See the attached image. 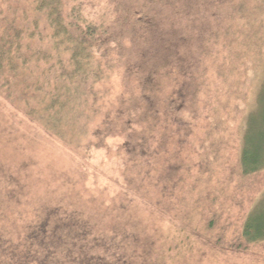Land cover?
<instances>
[{
  "label": "rangeland",
  "instance_id": "374dc122",
  "mask_svg": "<svg viewBox=\"0 0 264 264\" xmlns=\"http://www.w3.org/2000/svg\"><path fill=\"white\" fill-rule=\"evenodd\" d=\"M202 1L192 4L191 16L178 18L179 31L188 24L189 32L214 35L209 25L221 27L228 13L243 16L254 34L242 38L234 21L221 28L229 46L199 52L200 79L191 84L159 76L155 85L147 82L152 90L109 62L100 81L92 76L84 81L88 87L68 84L47 97L49 87L64 83L59 76L68 77L60 64H37L36 56L5 86L0 82V166L26 176L32 204L60 199L85 212L104 215L110 207L144 221L161 214L139 228L165 234L181 222L176 242L186 258L197 244L235 243L232 233L241 234L252 211L264 219V0H226L223 14H214L218 2L201 7ZM176 87L187 93L176 94ZM123 182L139 188L130 191ZM210 219L211 229L204 222ZM241 245L206 264H264V242ZM179 257L175 252L171 259Z\"/></svg>",
  "mask_w": 264,
  "mask_h": 264
},
{
  "label": "trees",
  "instance_id": "16d2710c",
  "mask_svg": "<svg viewBox=\"0 0 264 264\" xmlns=\"http://www.w3.org/2000/svg\"><path fill=\"white\" fill-rule=\"evenodd\" d=\"M195 1L0 0V82L5 86L11 73L18 75L20 66L36 56L37 64L49 59L60 64L62 74L68 77L67 81L60 74L58 78L64 83L55 89L49 87L47 97L54 96V90L70 89L68 84L72 88L76 83L77 87L87 86L84 81L92 76L100 81L104 72L109 71V62L125 73L130 72L129 79L136 75L140 84L152 90L153 81L159 76L162 80L173 77L166 80L168 84L176 79L191 84L200 79L203 60L199 52L219 50L217 43L221 48L229 46L224 41L228 34L223 28L234 21L245 33L242 38L248 40L254 34L248 32L243 16L230 18L226 0H203L200 4L202 7L214 1L213 6H217L218 2L221 10H214V14H223L222 10L227 9L221 27L209 25L214 35L206 37L201 29L189 32L188 24H183V32L179 31L178 18L191 16ZM43 43L49 48L43 47ZM151 53L155 55L150 56ZM174 90L178 95L187 93L178 87ZM22 174L0 166V264H206L209 257L240 249L242 243L264 242V219L252 211L241 234L232 233L235 243L229 241L224 248L207 242L197 244L196 254L186 258L182 253L184 247L176 242L181 222L165 234L163 229L144 232L139 225L154 221L161 214H149L144 221V217L131 218L119 212L115 215L110 207L104 215L85 212L74 207L73 202L65 204L60 199L32 204L28 200L26 176ZM122 185L130 191L139 188L137 185L133 190L124 182ZM204 222L210 229L214 224L212 219ZM218 232L221 238L223 231ZM155 234L163 242L154 241L151 237ZM209 238L212 237L204 240L214 241ZM175 252L180 257L172 260Z\"/></svg>",
  "mask_w": 264,
  "mask_h": 264
}]
</instances>
